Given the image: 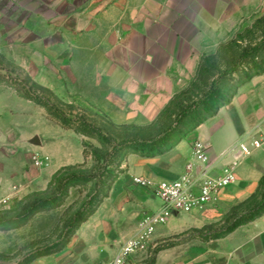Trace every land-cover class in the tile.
Returning a JSON list of instances; mask_svg holds the SVG:
<instances>
[{
	"label": "rangeland",
	"instance_id": "obj_1",
	"mask_svg": "<svg viewBox=\"0 0 264 264\" xmlns=\"http://www.w3.org/2000/svg\"><path fill=\"white\" fill-rule=\"evenodd\" d=\"M93 1L0 0V217H15L21 206L31 199L50 197L53 177L64 167L75 166L74 171L80 173L96 172L98 164L91 156L93 148L99 149L102 154L110 151V146L98 137L88 138L70 130L81 138L84 151L86 144L88 154L85 156L83 152V160L80 163L61 167L54 173V169L50 168V158L43 156L41 151L33 147L36 145L34 140L38 143L37 135H42L50 150L54 152L61 144L67 149L75 148V144L69 137H62L54 126L45 121L41 112L47 120L60 126L49 119L44 107L21 98L14 81L24 84L32 91H38L70 118H83L100 129L105 136L116 139L124 136L147 138L170 121L167 115L157 128H152L154 122L149 121L144 109L135 106V93L120 86L118 81L122 77L116 73L102 74L101 69L111 65L132 68L135 60L132 57H102L97 48L103 46L109 50L115 44L108 42L112 37L111 28L88 27L83 24L87 20L86 8H92L95 5ZM210 23L202 28L205 34L200 37L202 41L199 46L203 48L204 53L198 60V66L200 68L206 58L212 59L213 66L208 68L206 73L202 71V76L197 78L195 95L210 83L211 76L219 70L231 67L246 47L254 46L262 40L264 0H222L219 19H216L215 26ZM87 46H93L94 53H86ZM195 66V60H190L188 68L193 70ZM243 68L226 82L227 87L238 89L244 81V71L251 68L250 63L245 64ZM196 77L197 74L176 72L173 75L177 80L175 83L183 87L176 95L185 91ZM254 82L256 83L253 91L264 106V76ZM34 85L47 91L38 90ZM139 93L142 96L140 102L146 103L147 95L142 91ZM236 104L238 105V102ZM235 109V105L230 107L208 128L211 130L223 122L222 132H232ZM30 137L31 140H28ZM76 145L78 146V143ZM37 154L40 157H48L49 166H37L34 163ZM127 157L128 155H125L121 158L120 167H117V163L112 165L114 175L104 179L106 184L97 185L94 181L71 187L60 206L37 212L31 221L22 227L1 231L0 264H17L30 253L56 242L72 216L91 196L97 195L94 206H100L99 202L103 200L104 195L111 193L109 188L123 174ZM257 190L242 198H234L233 192L225 195L219 202H215L214 206L202 212L204 215L197 225L190 221L184 229L180 228L172 233L158 231L148 253L137 264H148L153 257H156L157 261L156 249L184 241L194 234L195 229L205 226L219 229L234 210L238 214L246 211V201ZM130 193L133 194L134 200L138 199L133 191ZM157 203L160 205L159 201ZM139 212L124 214L133 219L123 236H131L141 215L151 210L143 209ZM114 216L116 217L112 219L113 226L118 220L117 215ZM122 238L120 237V241ZM185 252L187 248L166 251L159 258L158 264H181L182 262L174 261ZM52 256L44 260H52ZM38 260L32 264H37ZM41 264L49 263L43 261Z\"/></svg>",
	"mask_w": 264,
	"mask_h": 264
},
{
	"label": "crops",
	"instance_id": "obj_2",
	"mask_svg": "<svg viewBox=\"0 0 264 264\" xmlns=\"http://www.w3.org/2000/svg\"><path fill=\"white\" fill-rule=\"evenodd\" d=\"M94 3L92 8H86L87 20L83 24L88 27L111 28L112 37L108 42L115 44L109 50L103 46L98 47L102 57H132L135 60L132 68L111 65L103 67L102 74L116 73L121 76L118 81L120 86L135 93V106L144 109L149 121L155 122L178 90L183 88L175 83L177 80L173 75L176 72L197 74L198 60L204 53L203 48L199 46L202 41L200 37L205 34L202 28L208 22L215 26V21L221 14L222 0H94ZM101 42L103 43V40ZM86 48L89 55L94 53L93 46ZM190 60H195L196 66L193 70L188 68ZM263 76L243 86L230 104L180 141L167 154L154 158L130 154L123 166L124 172L114 183L109 197L77 230L69 245L62 252L54 254L52 260H44L50 256L42 257L37 264L43 261L49 264H109L119 252L124 240L129 237L123 235L127 233L126 228L133 218L124 214H139L143 209L156 211L161 208V203H157L159 200L156 197L133 183V177L155 182L178 179L192 158L193 144L197 140L210 146V158L220 171L233 159L232 156L224 157L228 151L244 140L254 128L264 130V106L253 91L256 83L254 81ZM141 91L147 95L146 103L140 102ZM233 105L237 106L234 110L233 131L222 132L223 122L210 130L209 125ZM41 114L62 137H69L75 148L67 149L61 144L54 152L50 150L44 137L37 135L38 143L33 146L34 149L50 158V168L54 169V173L61 167L80 163L84 152L81 138L75 132L62 129L47 120L43 112ZM28 140H31V137ZM12 141L11 139V143ZM236 175V183L221 192L209 208L229 193L233 192L234 198H242L258 189L264 175V151L255 150L242 160ZM132 191L138 197L137 200L131 195ZM204 211L173 216L166 225L158 228L156 236L160 230L168 234L180 228L184 229L190 221L197 225ZM114 214L118 217L115 226L112 224L113 217H116ZM120 237H123L122 241ZM176 248H187V252L177 258L175 263L264 264V215L223 239L210 242L193 240L163 250L158 254L156 264L162 254Z\"/></svg>",
	"mask_w": 264,
	"mask_h": 264
},
{
	"label": "trees",
	"instance_id": "obj_3",
	"mask_svg": "<svg viewBox=\"0 0 264 264\" xmlns=\"http://www.w3.org/2000/svg\"><path fill=\"white\" fill-rule=\"evenodd\" d=\"M247 63H250L251 68L248 71H244V81L239 85L238 89L234 90L227 87L226 82L233 78L241 69H244L243 67ZM212 66L211 58H206L202 62L196 79L185 91L174 96L151 127L157 128L167 115L170 121L165 126H160L154 135L147 138L124 136L116 139L111 136H105L100 129L88 123L85 119L74 120L70 118L52 102L41 96L38 91H32L24 84H18L14 81L16 91L21 98L44 107L50 120L57 122L63 129L73 130L81 136L88 138L98 137L104 144L110 146V151L102 154L99 149L93 148L91 156L98 164L96 172L80 173L74 171L75 166H68L59 170L51 183L52 195L46 198L31 199L21 206L19 213L15 217H0V232L22 227L28 224L37 212L60 206L64 197L68 194L67 190L71 187L94 181L97 185L98 183L106 184L104 179L114 175L112 165L117 163V167H120L121 158L125 157V155L137 154L141 157L154 158L170 152L180 141L205 124L209 119L215 117L223 107L230 104L240 88L250 83L253 79L264 75V37L256 45L246 47L231 67L219 70L217 74L211 76L210 83L205 86L204 90H200L195 95L194 90L197 87V78L202 76V71L206 73V70ZM0 79H2V76H0ZM34 87L38 90L47 91L38 85H34ZM84 147V154L87 156L86 144H84ZM112 188L113 186L109 188L110 192ZM109 195L110 193H106L103 200L99 203L102 204ZM96 202L97 195L91 196L88 202L72 216L56 242L30 253L17 264H32L37 259L62 252L69 245L77 230L96 213L99 208V206H94ZM246 203V211L238 214L234 210V213L227 218L219 229H215L212 226L195 229L193 230L194 234L184 241L156 249L155 255H158L163 250L193 240L210 242L223 239L239 228L261 218L264 215V176L260 181L257 192ZM148 264H156V257H153Z\"/></svg>",
	"mask_w": 264,
	"mask_h": 264
},
{
	"label": "built area",
	"instance_id": "obj_4",
	"mask_svg": "<svg viewBox=\"0 0 264 264\" xmlns=\"http://www.w3.org/2000/svg\"><path fill=\"white\" fill-rule=\"evenodd\" d=\"M210 146L197 140L193 144L192 158L184 173L174 181L155 182L133 177V183L156 197L161 208L145 212L134 233L126 238L115 258L109 264H137L152 246L157 230L177 214L204 211L217 196L237 181V169L242 160L255 150L264 151V130L254 128L247 137L234 146L224 157L231 162L220 171L209 155ZM48 157H34L37 166H49Z\"/></svg>",
	"mask_w": 264,
	"mask_h": 264
},
{
	"label": "water",
	"instance_id": "obj_5",
	"mask_svg": "<svg viewBox=\"0 0 264 264\" xmlns=\"http://www.w3.org/2000/svg\"><path fill=\"white\" fill-rule=\"evenodd\" d=\"M33 143H34V144H37V140H34Z\"/></svg>",
	"mask_w": 264,
	"mask_h": 264
}]
</instances>
